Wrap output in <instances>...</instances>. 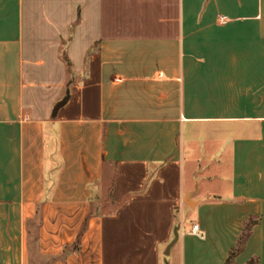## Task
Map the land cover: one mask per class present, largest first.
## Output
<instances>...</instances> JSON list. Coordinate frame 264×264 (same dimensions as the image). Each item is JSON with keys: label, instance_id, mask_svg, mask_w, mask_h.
Here are the masks:
<instances>
[{"label": "crops", "instance_id": "1", "mask_svg": "<svg viewBox=\"0 0 264 264\" xmlns=\"http://www.w3.org/2000/svg\"><path fill=\"white\" fill-rule=\"evenodd\" d=\"M166 263L264 264V0H0V264Z\"/></svg>", "mask_w": 264, "mask_h": 264}, {"label": "rangeland", "instance_id": "2", "mask_svg": "<svg viewBox=\"0 0 264 264\" xmlns=\"http://www.w3.org/2000/svg\"><path fill=\"white\" fill-rule=\"evenodd\" d=\"M185 138L187 140L186 141V147H188L190 140H189V136L187 133L185 134ZM195 163L196 162L193 161V159L191 158V154H190V156H187V160L185 161V176H184L185 184L187 187L194 185L193 183L195 182V180H194L193 168L195 166ZM111 169H110L109 175L107 174V178H106V181H108L107 186H106L107 190H105L106 193H108L110 190V187H111V185H110L111 181L110 180L113 177V174L115 173V169L114 168H111ZM168 255L169 254H165V257L167 258Z\"/></svg>", "mask_w": 264, "mask_h": 264}, {"label": "water", "instance_id": "3", "mask_svg": "<svg viewBox=\"0 0 264 264\" xmlns=\"http://www.w3.org/2000/svg\"><path fill=\"white\" fill-rule=\"evenodd\" d=\"M68 98H69V92H67L66 96L62 98L60 101H58L57 104L55 105L53 109L54 115L58 113V110L67 102ZM178 238H179V226L177 225L174 229V238L168 244L165 254H170L171 248L174 245V243L178 240Z\"/></svg>", "mask_w": 264, "mask_h": 264}, {"label": "built area", "instance_id": "4", "mask_svg": "<svg viewBox=\"0 0 264 264\" xmlns=\"http://www.w3.org/2000/svg\"><path fill=\"white\" fill-rule=\"evenodd\" d=\"M192 230H193V232H195V233H197V234H199L201 236H204V233L201 231L200 226H199L198 223H194L193 224Z\"/></svg>", "mask_w": 264, "mask_h": 264}, {"label": "trees", "instance_id": "5", "mask_svg": "<svg viewBox=\"0 0 264 264\" xmlns=\"http://www.w3.org/2000/svg\"><path fill=\"white\" fill-rule=\"evenodd\" d=\"M246 234H247V232L243 234V237H245Z\"/></svg>", "mask_w": 264, "mask_h": 264}]
</instances>
